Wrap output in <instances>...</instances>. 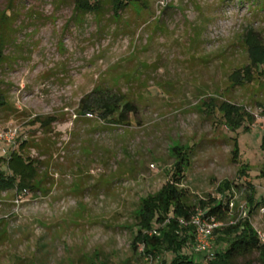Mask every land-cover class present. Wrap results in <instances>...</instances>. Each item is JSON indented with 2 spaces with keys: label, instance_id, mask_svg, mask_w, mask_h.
Here are the masks:
<instances>
[{
  "label": "rangeland",
  "instance_id": "obj_1",
  "mask_svg": "<svg viewBox=\"0 0 264 264\" xmlns=\"http://www.w3.org/2000/svg\"><path fill=\"white\" fill-rule=\"evenodd\" d=\"M73 1L12 4L19 16L0 69V135L13 138L0 139V160L15 151L33 161L38 184L0 191V264L169 261L131 244L140 200L171 181L180 149L187 201L223 200L217 187L227 181L231 212L217 229L246 218L253 190L255 202L264 198V70L237 85L229 77L249 63L245 35L264 38V0H137L117 18L105 7L81 21ZM96 93L124 96L130 121L78 113ZM222 103L242 108L249 126L233 131ZM249 221L264 239V206ZM190 251L196 264L210 261ZM239 263L258 264L257 255Z\"/></svg>",
  "mask_w": 264,
  "mask_h": 264
},
{
  "label": "trees",
  "instance_id": "obj_2",
  "mask_svg": "<svg viewBox=\"0 0 264 264\" xmlns=\"http://www.w3.org/2000/svg\"><path fill=\"white\" fill-rule=\"evenodd\" d=\"M9 0L8 8L0 12V69L6 63V48L14 42L18 12L13 10V2ZM137 0H74L72 20L81 21L86 15H94L100 18L105 7L110 8L115 18L119 17L122 10L128 6H134ZM244 45L248 56V65L235 71L229 77L232 84H240L243 81L250 82L253 70H264V38L248 32L244 37ZM264 73V72H262ZM261 73V74H262ZM119 94H94L81 99L78 113L82 115L97 114L102 121L111 124H125L130 121L128 114L134 113L132 104ZM5 105L0 93V108ZM226 125L236 131L251 122L249 115L242 108L222 103L218 108ZM249 123V124H248ZM127 124V123H126ZM248 126L245 128L248 129ZM261 149L264 151V139ZM237 144L234 154H237ZM188 165L187 151L180 149L177 152V161L174 164V173L171 181L166 183L155 195L147 196L140 200L137 212V223L131 248L138 250L142 246V252L146 257L156 253H164L170 256L169 261L161 264H196L192 261L190 247L195 246V227L191 224L192 218L199 212L203 220L213 219L220 222L227 218L231 212V184L227 181L219 184L218 194L223 200L209 199L207 202L199 200L197 205H191L185 193L179 189L183 171ZM37 168L33 161L24 158L15 151L10 153L8 159L0 160V191L32 190L38 184ZM253 190V189H252ZM255 191L248 197L247 204L251 211L247 217L222 229H215L212 236H216L217 249H214V257L210 261L201 260V264H240L239 261L252 255H257L258 264H264V242L252 228L249 217L252 210L264 206V198L255 202ZM183 221L186 225H182ZM221 245V246H219ZM200 261V260H199Z\"/></svg>",
  "mask_w": 264,
  "mask_h": 264
},
{
  "label": "built area",
  "instance_id": "obj_3",
  "mask_svg": "<svg viewBox=\"0 0 264 264\" xmlns=\"http://www.w3.org/2000/svg\"><path fill=\"white\" fill-rule=\"evenodd\" d=\"M86 116H91L87 114ZM13 136L11 135V139L7 137V135H0V139L3 141L10 142L12 140ZM201 213H198L195 217L192 218L191 224L195 227V248L197 252H200L201 254H205V260H211L214 257V250H213V231L217 228V224L214 222L213 219H209L211 221V226L208 228L204 227V221L201 218ZM182 225H186L183 221L180 222ZM259 239L264 242V239H262L261 235H258ZM150 259L151 257L147 258ZM195 262V260H193Z\"/></svg>",
  "mask_w": 264,
  "mask_h": 264
}]
</instances>
